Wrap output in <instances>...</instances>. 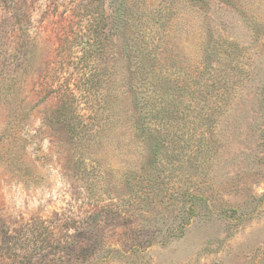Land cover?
<instances>
[{
	"label": "rangeland",
	"instance_id": "obj_1",
	"mask_svg": "<svg viewBox=\"0 0 264 264\" xmlns=\"http://www.w3.org/2000/svg\"><path fill=\"white\" fill-rule=\"evenodd\" d=\"M0 264H264V0H0Z\"/></svg>",
	"mask_w": 264,
	"mask_h": 264
},
{
	"label": "trees",
	"instance_id": "obj_2",
	"mask_svg": "<svg viewBox=\"0 0 264 264\" xmlns=\"http://www.w3.org/2000/svg\"><path fill=\"white\" fill-rule=\"evenodd\" d=\"M73 112V103H71L70 100H64L58 108L56 114L58 118L62 119L61 122L70 133L75 144L81 147H85L86 151H89L94 146H96L98 132H91L90 129H88V123H86L85 121H78L77 123H74L72 119L69 120V117L73 114ZM149 124L151 123L146 121L145 118L135 114L132 128L135 136L140 139V141L145 145L146 149H152L153 154L156 157L155 159L158 160L157 156L163 154V148L167 147V144L172 143L173 141L171 139H168L166 136L161 135L160 127L154 130L153 133L155 134H152L149 131L152 125ZM177 137L181 139V141L185 139L180 134H178ZM198 188L193 189L192 191L186 190L184 192L183 189H180L178 194L182 198L188 197L189 199H191L193 203L192 207L194 208L195 200L200 199V197L197 195L198 193H201L200 188ZM233 212H237V210H233Z\"/></svg>",
	"mask_w": 264,
	"mask_h": 264
}]
</instances>
